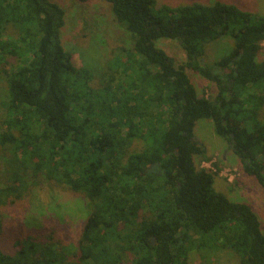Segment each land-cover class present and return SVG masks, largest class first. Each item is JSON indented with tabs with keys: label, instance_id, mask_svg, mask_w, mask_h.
<instances>
[{
	"label": "trees",
	"instance_id": "1",
	"mask_svg": "<svg viewBox=\"0 0 264 264\" xmlns=\"http://www.w3.org/2000/svg\"><path fill=\"white\" fill-rule=\"evenodd\" d=\"M101 1L132 47L121 51L126 63H107L98 86L64 46L61 5L0 0L7 88L0 147L10 153L0 180V264H190L196 248L264 264L257 214L216 190L218 174L200 168L207 151L194 139L198 122L211 121L264 189V60L257 58L264 15L222 2ZM226 37L231 52L210 63L208 45ZM161 39L178 41L186 62L178 65ZM188 71L216 84V97L199 95ZM38 176L89 200L77 246L32 228L7 253L2 210L22 201L32 186L24 181Z\"/></svg>",
	"mask_w": 264,
	"mask_h": 264
},
{
	"label": "rangeland",
	"instance_id": "2",
	"mask_svg": "<svg viewBox=\"0 0 264 264\" xmlns=\"http://www.w3.org/2000/svg\"><path fill=\"white\" fill-rule=\"evenodd\" d=\"M66 11V24L62 30V41L68 52L73 54V62L78 67L87 68L97 78L99 86L103 83L106 65L117 62L126 63L122 49L132 47L130 34L120 26L112 13L111 6L101 0L81 3L77 0H52ZM222 2L234 5L254 17L264 15V0H158L161 5L173 7L202 4L206 6ZM158 45L178 65L186 62V54L178 41L161 39ZM234 43L229 37L223 38L207 47V59L216 62L229 55ZM258 61L264 60V43L258 53ZM189 72V77L199 95L213 99L218 94L216 84L207 82L201 76ZM7 96L6 82L0 75V120L6 116L3 106ZM260 117H264V108ZM264 120V118L260 119ZM194 139L202 143L207 154L197 162L200 168L218 174L215 182L217 191L224 193L231 202L247 203L257 214L264 233V189L253 177L244 174L243 165L232 151L229 144L219 137L209 120H201L195 129ZM141 148L137 141L132 146L136 151ZM9 152L0 147V180L4 181L5 158ZM4 159V160H3ZM33 175V174H32ZM31 184V189L22 201L13 206H6L3 212L2 249L13 253V245L32 228L54 230L57 237L71 248L77 246L81 229L91 210V204L80 194L59 186L55 180H46L44 176L28 177L24 181ZM16 247V245H14ZM127 259V258H126ZM237 259L228 252L196 248L190 253V264H237Z\"/></svg>",
	"mask_w": 264,
	"mask_h": 264
},
{
	"label": "built area",
	"instance_id": "3",
	"mask_svg": "<svg viewBox=\"0 0 264 264\" xmlns=\"http://www.w3.org/2000/svg\"><path fill=\"white\" fill-rule=\"evenodd\" d=\"M206 99H208V98H206Z\"/></svg>",
	"mask_w": 264,
	"mask_h": 264
}]
</instances>
